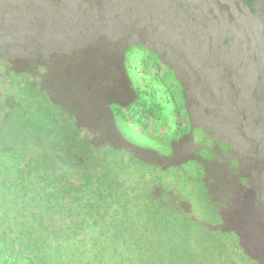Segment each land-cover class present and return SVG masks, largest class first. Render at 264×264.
I'll return each instance as SVG.
<instances>
[{"label": "trees", "instance_id": "trees-1", "mask_svg": "<svg viewBox=\"0 0 264 264\" xmlns=\"http://www.w3.org/2000/svg\"><path fill=\"white\" fill-rule=\"evenodd\" d=\"M70 1L61 13L47 0H25L27 13L0 9L27 22L14 34L21 52L0 54V264H259L235 229L212 227L223 215L206 175L167 168L176 141L196 140L174 68L146 43L127 45L125 104L109 68L132 36L60 35L56 20L94 13L63 16Z\"/></svg>", "mask_w": 264, "mask_h": 264}, {"label": "rangeland", "instance_id": "rangeland-1", "mask_svg": "<svg viewBox=\"0 0 264 264\" xmlns=\"http://www.w3.org/2000/svg\"><path fill=\"white\" fill-rule=\"evenodd\" d=\"M60 1L47 0L53 6L55 2L61 3V13L64 7ZM91 1L94 7L82 0L68 2L63 16L72 7L94 13L56 20L57 32L61 35L65 28L66 34L74 35L78 27L90 30L96 40L107 36L110 42L119 33L132 36L115 51L112 61L115 69L109 68L120 89L119 99L125 104L134 95L125 85V75L119 73L127 45L146 43L174 68L190 90L192 117L197 123L191 132L196 140L201 139L198 156L207 162L203 165L205 173L197 159L201 165L194 159L179 160L178 168L183 170L180 174L206 175L209 192L215 195L216 211L228 218L219 227L240 231L250 253L260 260L259 264H264V0ZM25 3V0H0V9L9 15L23 5L27 13ZM1 24L4 27L0 32V54L9 52L16 57L21 51L14 48L20 46L14 39L19 34H14L18 26H26L27 22L19 17L7 20L0 16ZM47 43L48 54L50 47L56 51V43ZM185 129H181V135ZM205 132L222 143L211 144ZM188 140L191 144L186 155L194 157V141L190 136L181 140L180 146L184 151ZM144 152L148 151H141ZM190 161L196 165H189ZM168 163L167 168L172 169L173 161Z\"/></svg>", "mask_w": 264, "mask_h": 264}, {"label": "clouds", "instance_id": "clouds-1", "mask_svg": "<svg viewBox=\"0 0 264 264\" xmlns=\"http://www.w3.org/2000/svg\"><path fill=\"white\" fill-rule=\"evenodd\" d=\"M192 1V0H191ZM1 32V31H0ZM152 47V46H151ZM176 74H177V72H176ZM178 75V74H177ZM180 78V77H179ZM182 81V80H181ZM183 82V81H182ZM184 84V83H183ZM189 86H190V84H188ZM221 85V84H220ZM184 87H185V90H184V92H186V98H187V104H188V110H189V112H190V116H191V120H192V122H193V127L194 128H196V126H197V123L195 122V124H194V121H193V117H192V113L194 112V108L191 106V100H190V90H189V88H187L186 89V86H185V84H184ZM220 90H221V88H220ZM207 133V132H206ZM208 134V133H207ZM189 136L191 137V139L194 141V153H195V156L193 157V156H191V155H188L187 154V156L188 157H192V158H194V159H197L198 161H200L201 163H202V165H206V163L207 162H205L204 160H203V158H201L200 156H198V152H199V150L200 149H202V147H201V139H199V141H196V140H194L193 139V137H192V135H191V133H189ZM180 142L181 141H176V143L177 144H179V146H180ZM191 143H190V141L188 140V142L186 143V145H185V147H184V151H183V149H182V147H181V149L182 150H180L179 148H178V145H176V147L173 149V154H176V151H178V155L177 156H175L174 155V159H173V162H176V161H179L180 160V156H186V149L188 148V149H190V147H189V145H190ZM150 152H152V151H150ZM146 152H144V153H141V154H145ZM153 153V155L156 157V158H158L160 161H162V162H165V160H166V158H164V157H162V156H160V155H158L157 153H154V152H152ZM162 157V159H160ZM236 160V159H235ZM166 169V167H163L162 168V171H164ZM207 184H208V182H207ZM209 185V184H208ZM212 198H213V201H216L215 200V195H213L212 196ZM222 215H223V221L222 222H220V223H218V224H216V225H213V226H215V227H217V228H219V229H221L219 226L221 225V224H224L225 223V219H228L226 216H225V214L224 213H222ZM208 224V223H207ZM209 225V224H208ZM230 229V228H229ZM231 229H235V228H231ZM224 230H227V229H224ZM236 230V229H235ZM238 233H239V235L241 236V240H242V243H243V245L245 246L244 247V250H246L249 254H251L250 253V251H249V246H248V244L246 243V242H244V240H243V234H241L240 233V231H238V230H236ZM246 235V234H245ZM252 236H253V234H251ZM251 256H253L252 254H251Z\"/></svg>", "mask_w": 264, "mask_h": 264}]
</instances>
